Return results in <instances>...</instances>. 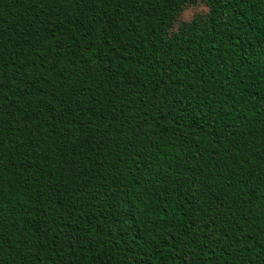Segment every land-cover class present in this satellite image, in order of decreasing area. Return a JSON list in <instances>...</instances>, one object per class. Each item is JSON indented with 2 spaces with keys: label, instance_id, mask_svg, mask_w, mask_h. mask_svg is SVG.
<instances>
[{
  "label": "trees",
  "instance_id": "obj_1",
  "mask_svg": "<svg viewBox=\"0 0 264 264\" xmlns=\"http://www.w3.org/2000/svg\"><path fill=\"white\" fill-rule=\"evenodd\" d=\"M0 264H264V0H0Z\"/></svg>",
  "mask_w": 264,
  "mask_h": 264
},
{
  "label": "rangeland",
  "instance_id": "obj_2",
  "mask_svg": "<svg viewBox=\"0 0 264 264\" xmlns=\"http://www.w3.org/2000/svg\"><path fill=\"white\" fill-rule=\"evenodd\" d=\"M207 12H208V8L204 4L199 3V4L194 5V6H188L186 8L185 12L183 13L181 19L182 20H191L196 15L206 14Z\"/></svg>",
  "mask_w": 264,
  "mask_h": 264
}]
</instances>
